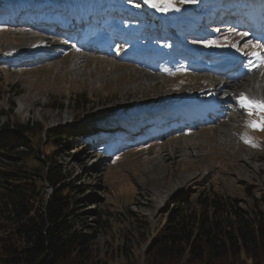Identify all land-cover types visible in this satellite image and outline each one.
I'll return each mask as SVG.
<instances>
[{
  "label": "rangeland",
  "instance_id": "obj_1",
  "mask_svg": "<svg viewBox=\"0 0 264 264\" xmlns=\"http://www.w3.org/2000/svg\"><path fill=\"white\" fill-rule=\"evenodd\" d=\"M71 1H76L75 9ZM120 1L125 2L0 0V7L10 5L18 12L0 27V131L3 133L5 128H10L13 135H17L15 123L32 126L33 134L22 135L20 140L29 142L33 151L37 150L44 157L51 155L54 162L64 167L67 174L65 184L78 187L75 213L81 215V224L85 227L82 232H96L92 249L99 264H137L139 258L142 264L150 241L164 224L170 199L179 194L195 193V185L200 181L206 187L211 184L224 195L242 200V203L251 201L252 197L258 202L264 201V132L244 127L247 117L235 104V92L228 91L220 94L218 99L215 97L217 100L213 99L217 101L218 111L222 107L227 108L218 112L220 119L197 129L188 128L179 133L167 131L169 135L139 144L132 142L140 138L125 139L123 129L128 122L131 129L144 123V132L147 128L144 120L147 118L138 117L146 111L166 110L163 113L167 118V115L177 114V107L184 102L197 107L200 103L197 98L207 93L202 102L210 100L211 90L224 80L210 73L195 75L187 68L169 77L160 76L132 63V53L153 49L164 53L172 46L182 48L184 45L212 51L221 47H205L201 42H223L227 37L229 43H236L239 51L225 46L217 52L205 54L225 65L239 54L244 62L241 68H248L251 54L257 51L264 54V47L256 49L249 46L250 41L255 44L257 41L253 33L241 24L232 29L237 16L231 19L225 16L222 21L218 19L211 23L212 27L207 29L210 32L205 28L190 27L197 14L209 15L217 9L211 3L221 7L223 0H208L210 5H206L207 0L183 4L180 0H172L179 11H158L149 7L145 0H129L128 6L121 2L122 6ZM248 4L260 6L258 0H238L232 7L237 13ZM51 7L60 9L54 15L45 14L52 13ZM119 9L126 11L130 17L134 15L140 24L143 20H150L144 22L135 34L128 23L121 26L113 20L99 17L104 11ZM84 10L95 17L92 27H86L81 42L61 40L53 34L37 32L39 28L24 18L43 13L51 20L68 15L71 20L76 17L79 21ZM0 17H3L1 12ZM116 25L131 36L127 46L111 48L104 54L87 49L93 38L112 37L108 30ZM185 30H192L200 37L184 36L182 33ZM242 32L248 33L243 39L237 35ZM36 38L39 39L35 41ZM33 42L34 46H31ZM173 44H178V47ZM185 55H189V63L196 59L195 55ZM30 60L35 61L32 63ZM144 75L151 78L146 81L147 76ZM259 76L256 73L254 78ZM134 86L140 87L137 92H133ZM126 90H129L128 96ZM79 95L85 98L84 105L70 102ZM130 106L133 108L130 109ZM135 108L138 113L130 115ZM168 127L164 126L161 130L164 132ZM40 128L51 130L54 138L64 141H56L51 147ZM100 130L105 134L101 136L103 138L100 137ZM245 132L256 147L244 143L242 136ZM190 134H194V138L188 148L184 138ZM136 135L141 136L140 132ZM128 143L131 145H125ZM30 164H33L32 160ZM97 213L104 216L103 225L96 217ZM123 242H126L124 246Z\"/></svg>",
  "mask_w": 264,
  "mask_h": 264
},
{
  "label": "trees",
  "instance_id": "obj_2",
  "mask_svg": "<svg viewBox=\"0 0 264 264\" xmlns=\"http://www.w3.org/2000/svg\"><path fill=\"white\" fill-rule=\"evenodd\" d=\"M7 14L2 11L0 27ZM107 14L139 24L134 16ZM197 16L191 28L209 26L208 16ZM182 34L200 36L192 30ZM80 96L70 102L84 105ZM14 128L17 135L10 128L0 131V264H99L92 249L96 232H82L81 215L75 213L78 187L65 184L66 171L51 155L44 157L37 150L33 155L32 145L20 140L33 134L32 126L15 123ZM40 131L51 147L64 141L54 138L51 130ZM195 186V193L170 199L164 224L150 241L142 264H264V201L252 197L242 203L211 184L206 187L200 181ZM96 217L103 225L104 216Z\"/></svg>",
  "mask_w": 264,
  "mask_h": 264
},
{
  "label": "snow or ice",
  "instance_id": "obj_3",
  "mask_svg": "<svg viewBox=\"0 0 264 264\" xmlns=\"http://www.w3.org/2000/svg\"><path fill=\"white\" fill-rule=\"evenodd\" d=\"M196 0H180V3H195ZM145 3L148 4L149 7L156 9L158 11H167L168 9H173L175 11H179V7H176V5L172 2V0H162V2L157 3L156 0H145ZM238 36H240L241 39L246 37L248 33H237ZM203 46L205 47H232L236 48L237 51H239V48H237V45L235 42L229 43V40L227 37H225L224 41H214V40H208V41H202ZM249 46L253 48H262L264 45L255 44L251 41L249 42ZM79 51V49H76ZM249 64L255 65V67L258 69L260 67H264V55H262L259 51L253 52L251 54V57L249 58ZM249 71H252V67H249ZM264 75V73H262ZM235 104L238 106L239 109L243 111V113L246 115L247 119L244 122V127L250 131H262L264 132V98H259L255 96H248L246 93L241 92L238 96L234 97ZM242 139L244 143L248 144L251 147H256V143L253 141V139L249 136L247 132L242 136Z\"/></svg>",
  "mask_w": 264,
  "mask_h": 264
},
{
  "label": "bare ground",
  "instance_id": "obj_4",
  "mask_svg": "<svg viewBox=\"0 0 264 264\" xmlns=\"http://www.w3.org/2000/svg\"><path fill=\"white\" fill-rule=\"evenodd\" d=\"M247 17H248L249 20H254V21L257 20V17L254 14H252V13L247 14ZM31 29H34V28H31ZM77 38H76V41H77ZM261 41L264 43V39H262ZM103 43L106 44L107 42H103ZM102 46H103V44H102ZM260 53L262 55H264L262 52H260ZM78 62H79V60L77 61V63ZM250 66L252 67L253 65H250ZM252 69H253L252 71H249L248 70L244 74H240V75H237V76L231 77V78H225L224 76H226L227 74H224L222 72H221L222 74H220V73L214 74L213 77H215V78H221V79H224V80L222 82H218L215 85V87L211 90L210 94H211V97L212 98L210 100L206 101V102H202V99L204 97H207V93L203 97H198V98L196 97V98L199 100L200 103H203V104H208L209 102L210 103L212 102V103L217 104L216 103L217 101L214 102V100H217L218 99L217 97L220 94L222 95V94H224V93H226L228 91L230 93L235 92L234 94H236L237 96L241 92H244L248 96H255V97H259V98H264V95H263V90H264V75H262V73H264V67L263 68L260 67V68L257 69L255 67V65H254ZM237 73H239V72H237ZM256 73L258 75L260 74V76L254 78V76L256 75ZM249 75H253V76H249ZM144 76L145 77L147 76L146 77V81H148L149 78H151V77H148L149 75H144ZM245 77H247V79H245ZM152 80H155V79H152ZM139 88L137 86H134L133 87V92H137L139 90ZM208 88H210V87H208ZM125 94L128 96L129 95V90H126V93ZM208 96H209V94H208ZM215 104H210L212 106V109H210V111H214V110L216 111V110H218V106H216ZM225 109L227 110V108H225ZM225 109L222 107L219 112L224 111ZM191 110H193V108ZM209 117H210V115L207 116V118H209ZM209 120H211V119H209ZM193 138H194V134H190V135H188V136H186L184 138V144H185L186 147H188V148L191 147V145L193 144V141H192ZM152 161H155L156 162V159H153Z\"/></svg>",
  "mask_w": 264,
  "mask_h": 264
}]
</instances>
